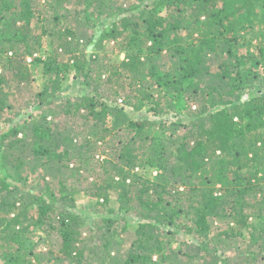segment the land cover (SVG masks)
Masks as SVG:
<instances>
[{"label": "trees", "instance_id": "obj_1", "mask_svg": "<svg viewBox=\"0 0 264 264\" xmlns=\"http://www.w3.org/2000/svg\"><path fill=\"white\" fill-rule=\"evenodd\" d=\"M96 1L76 0L75 5L90 8ZM158 4L170 9L167 18L153 15L141 25L133 17L117 16L101 23L94 33L91 47L104 38L117 41L119 52L126 57L120 64L104 67L98 66L96 59L86 61L84 54L75 57L73 67L91 94L76 102L67 100L63 112L82 120L80 131L75 133L77 126L56 125L43 116L41 123L28 127L25 121L1 132L0 153H5L1 155L4 174L0 176V264L41 263L34 253L33 232L26 225L32 210L34 226H47L60 236L57 261L93 264L80 244L85 242L81 239L84 223L64 205L75 191L61 190L59 198L47 186L46 194L31 202L22 196L12 197L13 191L20 189L10 182L18 185L29 179L23 175L29 165L25 157L29 138L33 156L42 161L48 175L60 176L71 168L73 174L81 175L87 168L99 167L107 178L92 182L95 193L91 196L98 199L97 204L103 210L108 207L110 191L115 190L122 219L127 221L132 214L141 219L137 252L123 256L116 250L117 241H106L95 252L96 264H180L181 247L162 251L161 237L176 236L163 229L171 226L197 238L199 243L193 247L197 256L201 252L213 257L210 264H227L218 257V245L225 242L223 239L239 236L253 218L264 219V94L249 92L245 99L240 94L253 88L250 81L261 79L251 69L264 67V0H159ZM39 6L35 0H0V60L6 61L19 87L32 84L28 58L47 77L32 106L53 103L59 95L54 92L55 85L66 82L64 73L72 67L71 62H59V54L47 59L38 56L42 37L56 39L58 53L66 51L75 36L73 28L61 27L62 18L55 10L47 17L36 9ZM85 15L90 22L88 13ZM34 21L41 31L36 37ZM185 31L190 38L197 35V49L181 55L177 71L159 77L154 58L172 45L180 46ZM248 36L247 56L239 57L238 47ZM251 43L256 44L254 52L250 51ZM178 51L185 52L182 48ZM218 52L235 59L234 66L220 65L221 72L214 77L221 79L220 83L214 82L206 67L208 55ZM247 61L252 62L251 68ZM161 81L180 98L189 95L196 106L188 108L190 125L134 120L125 113V108L141 112L148 105L154 116L171 112L174 103L167 102L165 94L152 92L153 85ZM6 84L0 75L1 113L11 95L4 90ZM19 115L4 123L10 126ZM178 129L185 130L179 135ZM167 133L172 141L162 139ZM165 143L176 147L170 151ZM148 173L157 175L152 179ZM189 211H193L192 225L177 223ZM113 212L109 210L103 218L108 230L118 219L112 217ZM220 221H228V228L213 235V223ZM263 252L264 244L259 254Z\"/></svg>", "mask_w": 264, "mask_h": 264}, {"label": "rangeland", "instance_id": "obj_2", "mask_svg": "<svg viewBox=\"0 0 264 264\" xmlns=\"http://www.w3.org/2000/svg\"><path fill=\"white\" fill-rule=\"evenodd\" d=\"M76 0L62 1L60 3H55L53 0H35V6L40 4L36 9H40L43 16L50 17L54 10L57 15L62 19L61 27L73 28L75 36L70 42V46L65 51L60 50L56 53V48L58 42L56 39L51 37H42V46L40 52L37 54L43 59L48 57L56 56L59 54V62H71V68L64 73L66 77V82L56 84L54 92H59V95L53 99V103L46 105H33L37 102L35 94L42 88L47 80V77L37 67H33L31 62L32 58H28V64L32 70V84H22L20 87L17 82L13 79V72L9 68L8 64L4 60H0V75L4 76L7 84L4 90L10 92V97L6 99V110L0 112V134L3 131L9 130L13 124H22L27 121V126L30 127L32 123H41V118L43 116H48V121L56 125H69L77 126L74 131L75 133L80 131V126L82 127V120L77 117L67 116L64 114V109L67 106L66 101L72 100L76 102L78 99L90 95L91 89L86 87L78 77V72L75 67H73L76 59L75 57H80L84 54L86 61L98 60V66L103 65L104 67H110L113 64H120L126 57L124 53H120L117 45V41L110 38H104L100 43H95L94 47H91V41L94 33L99 29L101 23H106L116 19H122L127 17H133L139 24L145 25L144 22L148 20L151 16L155 15L157 18L165 19L168 17L170 9L166 7L159 6V0H97L95 4L89 8L87 6H76ZM44 3L48 6H44ZM50 5V7H49ZM53 5L54 7H51ZM119 8L122 12L118 14ZM85 10V11H84ZM85 13H88L90 22L87 21ZM33 35L39 36L41 31L38 24L34 21L33 24ZM38 27V28H37ZM188 31L183 32V38L180 41V46L172 45L170 48L166 49L162 55L154 58V65L159 68L158 76L163 77L166 73H173L177 71V65L180 63L181 55L185 54L188 50L197 49L199 45V38L197 35L194 38L188 36ZM251 36L242 40V44L239 45L237 50V55L239 57L247 56V51L249 50L248 45ZM169 39L172 41L173 36ZM220 43L222 41H219ZM255 45L251 43L250 51H255ZM91 47V48H90ZM179 48L184 49V53L178 51ZM74 62V63H73ZM248 62V67H252V62ZM229 64L234 66V57H227L226 54L221 52L214 54L210 53L207 58V68H210V72L213 76L214 82L220 83L221 79L214 78L220 71V65ZM252 71H256L261 76L257 81H250L253 84V88L241 91L240 94L245 99L247 93L253 92L254 94H264V67L259 66L257 69L252 67ZM206 80V78H204ZM208 79V78H207ZM212 80V79H211ZM161 81L159 85H153L152 92L154 95L158 96L159 93L165 94L166 101L174 103V108L171 112L161 114L159 116H154L150 112V105H148L143 111L136 112L132 108H125V113L134 120H152L155 122H164L167 125L182 122L183 124L190 125L192 119L189 117L188 108L194 110L196 108L189 98V95L184 98H180L178 94L172 90L170 87L165 86ZM61 86V89L60 87ZM203 86V85H202ZM230 88H228V91ZM175 99H178L175 101ZM192 99V98H191ZM121 103V101L119 102ZM31 105V106H30ZM122 107V105H120ZM215 111V110H214ZM20 113V115L15 118L12 124L6 125L4 120L14 119V115ZM111 124V120H110ZM185 129H178L177 133L181 135ZM175 132V131H174ZM30 133V132H29ZM158 135V133H157ZM22 138V135L19 136ZM164 141L171 140V133H167L162 138ZM162 140V141H163ZM28 142V143H27ZM29 144V149L25 153V157L28 160V166L24 168L23 175H28V182H22L17 185L15 182L12 183L13 187L18 186L20 191H13L12 197L14 199L22 196L26 202H31L34 197L42 194H46L47 186H50L51 191L55 193L60 198V191L65 190L67 192H74L69 194L66 208H69L74 214L80 216L84 227L81 229L83 233L81 239H85V242L81 247H85L86 255L93 258L90 262L93 264L98 263L97 257L95 259L94 255L96 250L102 248L106 241L114 242L117 241L118 244L115 246L117 252L119 251L123 256L128 255L132 252H137L138 246V226L141 219L135 214L128 215L127 221H124L121 215L120 209V199L118 192L115 190L110 191V201L108 207L104 210L102 206H99L98 199L91 196L95 193V186L92 184L95 180H104L107 178L101 168L90 167L87 171L84 170L81 175H75L72 169L64 171L62 175H54L48 173L42 167V161L33 156L32 149L33 144H31V138L26 141ZM31 144V145H30ZM168 149L173 150L176 146L170 143H165ZM2 153H0V176H3L4 169L2 167L3 161L1 158ZM12 164L9 165V169ZM34 168V169H33ZM147 173V172H146ZM152 176L155 179L157 173ZM25 177V176H24ZM64 185V186H62ZM2 195H6L4 192ZM66 195V194H64ZM62 196V195H61ZM62 201V200H61ZM63 203V202H62ZM71 204H75V207L71 208ZM62 205V204H61ZM109 210L113 212V218L117 219L116 223L111 226L108 230V226L104 222V216ZM123 214V213H122ZM264 215V211H263ZM32 216H35L34 210L30 211L28 215V220L26 225L29 227V231L33 232V244L35 245L34 253L40 258V264H67L63 260L57 261V256H59V249L61 248L60 236L56 231H50L47 226H34ZM36 217V216H35ZM120 217V218H119ZM193 211L184 213L178 220L177 223H182L184 226L192 225ZM179 223V224H180ZM58 221H55V226L58 227ZM212 234L218 235L228 228V221H220L213 223ZM126 227V229H125ZM164 231H171L176 233L168 236L161 237L162 251L168 253L174 249H182L183 253L187 255H193L191 258L185 257L182 254L179 255L180 264H210L213 259L212 256H205L204 253L197 252L193 247L198 245V240L193 234H189L185 229H177L175 226L164 227ZM105 235V238L103 236ZM224 243L218 245L220 252V258L226 259L227 264H264V252L260 253V249L263 248L264 244V219L253 218L250 221V226L244 230L242 233L232 239H223ZM185 243V244H184ZM225 251V255L223 252ZM116 252V251H115ZM251 255H250V253ZM1 257V256H0ZM158 257L154 256V260ZM178 260V261H179ZM2 261V260H0Z\"/></svg>", "mask_w": 264, "mask_h": 264}]
</instances>
